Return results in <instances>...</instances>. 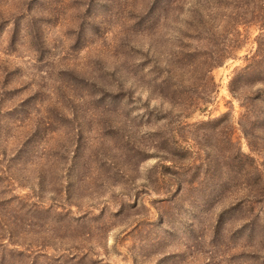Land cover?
<instances>
[{
	"label": "rangeland",
	"instance_id": "rangeland-1",
	"mask_svg": "<svg viewBox=\"0 0 264 264\" xmlns=\"http://www.w3.org/2000/svg\"><path fill=\"white\" fill-rule=\"evenodd\" d=\"M0 264H264V0H0Z\"/></svg>",
	"mask_w": 264,
	"mask_h": 264
},
{
	"label": "trees",
	"instance_id": "trees-1",
	"mask_svg": "<svg viewBox=\"0 0 264 264\" xmlns=\"http://www.w3.org/2000/svg\"><path fill=\"white\" fill-rule=\"evenodd\" d=\"M206 101V100H205Z\"/></svg>",
	"mask_w": 264,
	"mask_h": 264
}]
</instances>
